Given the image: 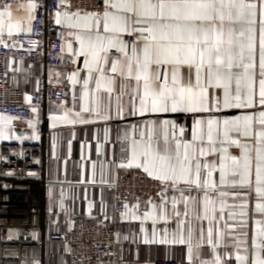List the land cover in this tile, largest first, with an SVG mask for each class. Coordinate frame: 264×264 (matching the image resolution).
I'll return each instance as SVG.
<instances>
[{
    "label": "snow or ice",
    "instance_id": "1",
    "mask_svg": "<svg viewBox=\"0 0 264 264\" xmlns=\"http://www.w3.org/2000/svg\"><path fill=\"white\" fill-rule=\"evenodd\" d=\"M39 7L3 4L0 45L23 49L19 37L33 32ZM52 18L62 29L59 58L66 51L83 67L67 75L81 87L70 106L54 105L51 127L147 118L118 129L120 161H109L160 186L154 198L123 205L122 217L151 221L144 243L186 246L187 264H231L230 240L238 264H264V0H100L95 10L59 0ZM167 114L189 116L191 125ZM15 120L0 114V141L39 140L35 131L17 135ZM103 131L107 140L111 128ZM100 171L103 183V164ZM252 219L249 259L248 232L236 230Z\"/></svg>",
    "mask_w": 264,
    "mask_h": 264
},
{
    "label": "built area",
    "instance_id": "2",
    "mask_svg": "<svg viewBox=\"0 0 264 264\" xmlns=\"http://www.w3.org/2000/svg\"><path fill=\"white\" fill-rule=\"evenodd\" d=\"M28 0H0V7L12 6ZM40 5L36 11L33 32L19 37L13 47L0 45V114L31 119V107L45 108L66 101L68 84L55 85L49 82L44 68L70 69L69 54L60 59L62 29L55 25L52 16L59 0H34ZM73 9L95 10L100 0H70ZM31 41H37L35 49ZM13 44L12 40H8ZM26 62L28 75L37 80L36 91L26 102L25 95L14 87L13 73L7 62ZM85 73L82 74V76ZM15 153V155H14ZM0 264H47V248L62 246L68 264H119L120 246L118 238L125 217L123 205L130 207L155 197L159 184L142 170L129 169L119 172L112 184L114 192L113 216L109 221L90 218H69L66 229L60 230L55 214L47 212V190L58 182L46 176V152L44 140H8L0 144ZM39 161V163H36ZM29 173H35L30 175ZM35 237V238H34ZM155 264H177L172 260Z\"/></svg>",
    "mask_w": 264,
    "mask_h": 264
},
{
    "label": "crops",
    "instance_id": "3",
    "mask_svg": "<svg viewBox=\"0 0 264 264\" xmlns=\"http://www.w3.org/2000/svg\"><path fill=\"white\" fill-rule=\"evenodd\" d=\"M16 5L13 6L15 9ZM7 39V38H6ZM78 47V45H77ZM66 52V51H65ZM67 53V52H66ZM83 58L73 64L70 69L44 68L42 64L37 65L38 71L46 75L50 83L60 85L67 83L68 95L66 106L72 103L73 90L79 89L81 85L73 86L67 80V75L78 68H82ZM9 71L13 73L12 83L15 88L20 90L25 96L35 93L37 80L28 75L29 67L26 62L21 63L10 59L7 62ZM18 69V70H17ZM59 72V78L56 73ZM83 72L81 73L82 76ZM94 86V85H93ZM54 105L49 104L45 108H37V113L31 112V119L34 121L35 130L28 124L20 120L13 122V127L17 135L31 136L33 131L39 136V140L45 142L46 152V176L50 181L58 182L56 187H50L47 190L46 209L47 212L55 214L60 230H65L69 218H90L97 221H109L113 216L114 192L112 184L117 174L128 168H118L109 163L116 160L120 161V142L117 141L118 129H123L129 123H139L141 117H130L128 120L112 121L110 125L104 123L59 126L56 129L51 127L48 116ZM231 114V113H229ZM167 118L174 119L177 124L191 125V117L184 114H167ZM105 127H110L111 131L107 140L104 139ZM53 137H55V150L53 151ZM33 140V139H28ZM38 141V140H35ZM4 141H0V144ZM70 142V143H69ZM96 164L95 176H93L92 164ZM103 164V183L101 182L100 166ZM136 169V168H131ZM142 170V169H137ZM218 177V174H214ZM94 180L95 182H90ZM50 190L51 193L50 194ZM61 191L63 196L61 197ZM232 191H241L233 189ZM193 196H199L197 192L190 193ZM63 200V207L60 206V200ZM231 202V201H230ZM239 201H237L238 203ZM252 207V205H250ZM140 211H143L141 207ZM259 216L254 219H259ZM254 219L249 220L247 229L238 228L236 234L248 232L249 259H251V241L255 235ZM206 223V222H205ZM141 227L146 232H141ZM163 225H157L161 228ZM151 221L142 222L141 220H132L130 216L125 217L121 228V234L118 238L120 253L119 264H155L158 261L172 260L177 264H187L186 246L160 243H144L147 236L151 239ZM127 237V239H125ZM160 239V233H157V241ZM230 247L228 252L233 255L229 257L231 264H238L235 261V250L231 247V241H227ZM221 252L225 250L221 248ZM241 254H244L243 252ZM47 264H68V258L62 246H49L47 248Z\"/></svg>",
    "mask_w": 264,
    "mask_h": 264
}]
</instances>
